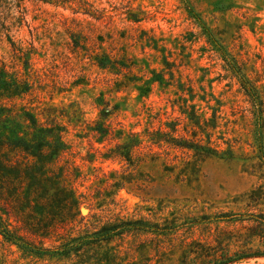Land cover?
I'll list each match as a JSON object with an SVG mask.
<instances>
[{
  "label": "rangeland",
  "instance_id": "rangeland-1",
  "mask_svg": "<svg viewBox=\"0 0 264 264\" xmlns=\"http://www.w3.org/2000/svg\"><path fill=\"white\" fill-rule=\"evenodd\" d=\"M22 7L21 22L16 8H0V62L24 72L10 39L31 53L28 74L38 89L22 103L56 107L79 193L102 172L121 169L81 137L82 126L99 117L100 97L118 107L125 130L149 144V132L178 115L170 102L184 94L202 118L215 110L216 126L207 131L216 153L160 143L152 145L150 153L161 155L152 163L142 155L148 149L134 151L144 162L129 172L144 192L109 190L104 202L82 209L97 224L135 222L123 234L59 260L1 242L0 264H264V0H23ZM93 52L130 70H102ZM160 73L170 85L153 80ZM150 223L156 227H139Z\"/></svg>",
  "mask_w": 264,
  "mask_h": 264
},
{
  "label": "trees",
  "instance_id": "trees-1",
  "mask_svg": "<svg viewBox=\"0 0 264 264\" xmlns=\"http://www.w3.org/2000/svg\"><path fill=\"white\" fill-rule=\"evenodd\" d=\"M22 4L23 0H0L1 12L16 8L19 13L17 21L21 22L26 14ZM10 43L14 61L22 62L24 72L10 70L11 66L0 62V101H5L0 102V243L15 245L22 254L37 258H79L86 248L112 240L135 223L106 220L97 224V215L94 212L83 214L82 209L85 203L91 211L94 201L104 202L109 190L113 194L121 189L143 193L145 186L134 180L129 172V167L135 165L133 162H144L138 156L142 149H148L142 155H150L152 163L161 157L159 152L150 153L152 145L160 147L165 144L187 153L215 155L216 150L209 146L210 132L207 131L216 126L215 110L210 118H202V112H197V104L189 103L184 94L170 102L172 111L177 108L178 115L163 123L166 128L159 126L149 132V144H144L137 133L125 130L124 125L116 120L118 107L108 108L110 103L100 97L99 117L82 126L81 137L101 145L104 152L98 149L95 152H99L104 160L117 161L121 169L102 172L91 190L79 193L74 186L78 169L67 158L70 146L65 140L66 126L57 119L56 107L40 109L31 106L32 103H22L36 92L39 81L38 78L35 80L34 87L33 78L28 74L31 53L24 52L11 39ZM89 57L98 68L115 75L124 68L130 70L107 52H93ZM164 65L169 63L165 60ZM170 74L173 77L172 71ZM159 77L153 80L170 85L163 81L161 73ZM180 90L183 92L184 88ZM188 91L192 92L191 89ZM16 98L20 99L19 104L13 102ZM201 99L207 101L205 96ZM36 109L39 112H35ZM202 134L207 138L204 143ZM134 151L138 152L135 160ZM189 163V160H182L184 165ZM139 225L156 227L155 223ZM45 242H49V247L44 246Z\"/></svg>",
  "mask_w": 264,
  "mask_h": 264
}]
</instances>
